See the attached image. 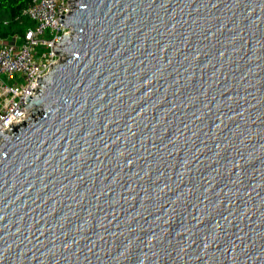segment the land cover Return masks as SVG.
Returning a JSON list of instances; mask_svg holds the SVG:
<instances>
[{
    "label": "water",
    "instance_id": "1",
    "mask_svg": "<svg viewBox=\"0 0 264 264\" xmlns=\"http://www.w3.org/2000/svg\"><path fill=\"white\" fill-rule=\"evenodd\" d=\"M70 3L0 130V264H264V0Z\"/></svg>",
    "mask_w": 264,
    "mask_h": 264
},
{
    "label": "built area",
    "instance_id": "2",
    "mask_svg": "<svg viewBox=\"0 0 264 264\" xmlns=\"http://www.w3.org/2000/svg\"><path fill=\"white\" fill-rule=\"evenodd\" d=\"M70 11V0H29L22 15L34 25L23 36H0V130L29 116L28 96L36 94L38 78L60 60L55 42L62 40L67 29L59 19Z\"/></svg>",
    "mask_w": 264,
    "mask_h": 264
},
{
    "label": "trees",
    "instance_id": "3",
    "mask_svg": "<svg viewBox=\"0 0 264 264\" xmlns=\"http://www.w3.org/2000/svg\"><path fill=\"white\" fill-rule=\"evenodd\" d=\"M28 2L29 0H0V8L7 10V12L11 16V21H12V24L9 25L8 29L3 31H1L0 29L1 37H8L13 34H19L20 36L24 35L26 29L23 31L17 24L20 22L19 19L23 16L22 10L28 4ZM26 18L30 20L28 17ZM30 22H32V20H30ZM33 25L34 24L32 22L31 26ZM12 27H14V30L10 29Z\"/></svg>",
    "mask_w": 264,
    "mask_h": 264
},
{
    "label": "rangeland",
    "instance_id": "4",
    "mask_svg": "<svg viewBox=\"0 0 264 264\" xmlns=\"http://www.w3.org/2000/svg\"><path fill=\"white\" fill-rule=\"evenodd\" d=\"M20 22L17 24L23 31L32 25V22L26 17H21ZM12 24L11 16L7 10L0 8V29L1 31L8 29L9 25ZM14 30V27L10 28ZM11 36V35H10Z\"/></svg>",
    "mask_w": 264,
    "mask_h": 264
}]
</instances>
